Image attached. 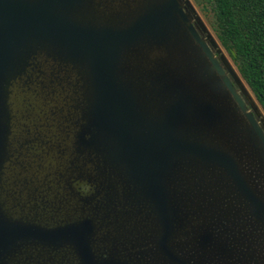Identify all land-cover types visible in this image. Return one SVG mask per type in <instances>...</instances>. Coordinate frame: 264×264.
Returning a JSON list of instances; mask_svg holds the SVG:
<instances>
[{
  "label": "water",
  "instance_id": "obj_1",
  "mask_svg": "<svg viewBox=\"0 0 264 264\" xmlns=\"http://www.w3.org/2000/svg\"><path fill=\"white\" fill-rule=\"evenodd\" d=\"M91 3L97 7H81ZM47 45L48 60H59L67 75L78 74L81 69L87 71L91 103L87 111L80 107L84 114L75 115V108L81 105L79 96L63 92L64 98L72 99L62 105V109L74 113L70 120L64 110L62 119H50L49 107L43 115H28L32 121L27 128L18 126L8 110V91L11 87L17 101L26 96L23 87L33 77L48 78L47 70L51 67L45 70L38 60L43 59L42 51ZM221 52L218 41L190 0H0V174L4 166L12 168L16 154L19 158L27 152L33 158V151L26 150V141L18 148L10 141L18 144L28 127L37 133L42 127L51 128L47 149L38 152L42 161L33 166L37 171V165H41L43 173L38 174L39 178L46 176L44 181H48L52 168L58 169L73 160L74 169L80 171L81 154L87 159L89 153L93 160H107L111 168L112 160L120 162L124 175L156 208L162 225V250L167 255H175L167 243L170 238L173 240L172 229L177 232L175 221L185 224V218L191 215L189 206L183 210V204L179 205L180 199L202 192L193 178L213 182L211 189L219 187L213 168L219 169L215 171L230 181L228 186L237 192L236 200L220 185V200L225 196L234 201V205L222 201L220 206L226 205L225 211L229 213L222 211L224 217L233 218L234 212L249 211L255 217L253 221L262 225L258 221L264 218L258 217H264V198L257 191L256 175L253 182L249 177L258 172L255 162L264 169V117L260 118L261 113L241 86V76ZM33 95L38 96L36 91ZM50 121L55 126L49 127ZM238 121L247 123L257 147H251L253 141L247 140L248 134L244 137L238 133ZM215 134L219 142L212 136ZM229 143H235L238 154L230 150ZM8 179L4 180L9 182ZM72 179L81 182L80 174ZM98 181L93 184L85 177V182L94 187L93 194ZM99 192H107L105 183ZM197 206L193 216L201 217L203 206ZM211 217L208 215L209 221ZM222 223V229L231 227L225 225V220ZM68 225L41 230L15 224L0 212V250L25 238L48 243L64 240L78 248L84 264H131L94 260L89 242L91 221L86 219L79 227ZM194 230H186L185 238L195 234L202 247L215 246L214 253L219 249L218 260L226 259L218 244L207 246L211 236L205 232L210 227L196 230L204 233ZM217 232L213 237L216 241L223 236L219 228ZM229 233L247 239V256L253 260L250 263L259 259L257 264H262L264 253L255 249L254 242L250 245V235L245 236L241 227H233ZM178 260L185 262L179 256Z\"/></svg>",
  "mask_w": 264,
  "mask_h": 264
},
{
  "label": "rangeland",
  "instance_id": "obj_2",
  "mask_svg": "<svg viewBox=\"0 0 264 264\" xmlns=\"http://www.w3.org/2000/svg\"><path fill=\"white\" fill-rule=\"evenodd\" d=\"M190 1L211 35L216 38L209 24L211 14L204 13L200 6L193 0ZM81 7L96 8L97 4L91 3L88 6L81 5ZM86 17L88 19L91 18V16ZM220 47L225 60L232 69L237 71L228 53L221 45ZM48 49L49 46L47 45V48L42 51L43 59L39 57L38 60L45 66V70L47 66L51 67L50 70H47L49 79L45 76H40L41 78L33 77L32 82L30 80L29 83L34 85L38 98L49 102L45 106L48 110L51 109L48 116L50 119H62L61 114L64 110L68 120H70V117L74 116V113L72 115L66 108L62 109V105L65 100L70 103L72 99L64 98L63 92L65 95L76 93L79 96L81 105L76 107L74 112L75 115L84 114L81 108L85 107L87 111L88 103H91L89 95L92 96L88 73L86 70L81 69V72L78 74L72 73V76L67 75L64 66L61 65L59 60H48L50 53ZM12 79L10 78L9 82H12ZM26 86L25 84L23 88ZM241 86L253 102L257 109L256 111L261 113L260 118H263L264 111L257 103L247 84L241 81ZM8 96H10L8 102H13L15 94L11 87L8 91ZM38 101L39 99L36 101V106H40ZM21 104L18 98L16 101L18 109ZM154 118L155 115H153ZM235 124L238 125V133L244 137L248 134L247 140L253 141L251 147H257V140L253 137V133L247 123L238 121ZM53 126L55 124L50 121L49 127ZM51 130V128L42 127L38 131L35 136L38 139V150L42 146L45 151L48 145L47 138L49 137V140L52 138V134H50ZM210 130L212 131V129ZM212 136L217 137L216 140L219 142L217 134ZM210 137L208 135L207 141L210 140ZM221 140V143L225 145L222 138ZM229 147L230 150L238 154V148L235 143H229ZM36 154L39 155L37 151ZM87 154L89 155V159H87L86 155L81 154L80 171L74 169L75 160L69 161L58 169L52 168L50 170L51 174H47L48 181H44L46 176L39 178L38 174L43 173V169H39L41 167L40 164L36 167L38 168L37 171L33 167L34 165H29L25 168L26 161L19 162L17 166L13 165L12 168L4 166L1 169L3 172L0 174V212L3 217L15 224L41 230L57 229L69 226L68 224L79 227L83 221L88 219L92 223V230L89 235L90 251L96 261L130 262L133 264H181L178 260L179 256L184 258L185 262H188H184V264H232L233 262L252 264L247 256V253H250L248 245L245 243L247 239L244 240L242 237L238 239L235 237L236 233L230 234L229 232L233 227H237V229L241 227L243 233L246 232L245 236H251L250 245L251 241L252 244L254 242L255 249L259 250L260 248V252L263 251L264 253L263 219L260 222L258 221L262 225H258L253 221L255 217L251 216L249 211H242L243 213L241 212V214L234 212L233 218L229 215L230 218L224 217L223 214L226 212L224 206L226 205L220 206L222 201L225 203L231 201L233 205L234 201L229 200L225 196V200H220L222 196L220 185L226 192L230 193L233 199L237 200L238 198L237 192L228 186L229 184L231 185V182L215 171H219V169H212L217 180L215 182L220 183L219 187L214 186L211 189L213 182L199 181L193 178L192 182L198 184L202 188V192H196L197 195H194L192 198L186 195L185 198L182 197L180 199L179 205L183 204V210L189 206L188 211L191 215L185 218V224L175 221L174 228L177 229V232L175 229L171 231L173 233V240L170 238L172 245H170V242H167L175 254L174 256H170L162 250V225L159 223L156 208L145 197H142L141 189L139 190L138 186L129 181V178L124 175L125 170L123 169V165L120 162L116 163L112 160L111 168L107 160H93L92 156L89 153ZM253 165H257L258 172L252 176L253 178L249 177V181L253 182L256 175L257 191L264 198V169L260 168L261 164L258 162H255ZM46 170L45 168L44 171ZM78 174H80L81 179H85L86 177L93 184L94 180H99L92 197H79L77 189L74 187V178L72 179V176ZM6 178L11 179L9 182H6L4 180ZM258 179H261L262 182L261 180L258 181ZM99 182L102 185L103 183L106 184V193L100 194L99 189L101 184ZM180 194L181 192L179 191V196ZM193 199L196 200L197 205L203 206L199 214L201 217L193 216V213H196L198 209L195 201L191 203ZM174 202L176 204V200ZM226 214L229 213L226 212ZM208 215L212 216L210 221ZM222 220H225V225L231 224V227L227 230L220 228V225L224 224ZM231 221L233 224H238L239 226L233 225ZM208 222L213 223L215 226H209ZM199 226L202 229L210 227V230L205 232L211 236L210 241L206 244L207 246L211 243L218 244L222 257L226 259L218 260L220 259L219 249L214 253L215 246H212L213 248L202 247L195 238V234L193 236L189 234L190 236L185 238L186 230L191 233L192 229H195V233H204V231L196 232V230L200 229ZM218 228L220 229V233L221 231L223 232V236H219L216 241L213 237L215 233L218 234ZM253 235L256 237L252 238ZM13 244L12 251L7 255L6 264H84L83 257L78 248L73 243L64 240L48 243L47 241L34 238H25ZM260 260L264 264V256ZM253 263H259V259H255Z\"/></svg>",
  "mask_w": 264,
  "mask_h": 264
},
{
  "label": "trees",
  "instance_id": "obj_3",
  "mask_svg": "<svg viewBox=\"0 0 264 264\" xmlns=\"http://www.w3.org/2000/svg\"><path fill=\"white\" fill-rule=\"evenodd\" d=\"M264 111V0H193Z\"/></svg>",
  "mask_w": 264,
  "mask_h": 264
},
{
  "label": "flooded vegetation",
  "instance_id": "obj_4",
  "mask_svg": "<svg viewBox=\"0 0 264 264\" xmlns=\"http://www.w3.org/2000/svg\"><path fill=\"white\" fill-rule=\"evenodd\" d=\"M88 6V5H87ZM204 13H208V10H204L203 11ZM45 46V44H44ZM27 86L25 87V91H26V96L24 98H21L20 99V103L21 106L20 108L18 109L17 106H16V99L13 100V102H7L8 103V110L11 111V114L14 115L15 118H13L12 122H17V125L20 126V125H26V128L28 125L31 124V121H32V118L30 120V118H28V115H32L33 116V113L34 112H41L42 115L45 114V112H47L48 108L45 106L46 103H49V102H45L43 101L41 98H38L37 96H31L32 93L30 92H34V85H32L31 83L29 84H26ZM39 99V105L40 106H36V101ZM12 103L14 105H12ZM23 112V113H22ZM21 113V115H19ZM23 116V118H22ZM36 119V118H35ZM15 131H19L18 128H14ZM20 132V131H19ZM24 133H25V137L21 139L19 138H16V140L18 141L19 139V143L18 144H15L14 140L10 141L12 143V146L13 147H16L18 148V146L22 144V142L26 141V150L27 151H30L32 152L33 151V158H32V155L31 154H28L27 152H25L23 155H19V158H18V154H16L17 158L14 160H12L13 162V165H16L19 163V162H24L26 161V164H25V168L29 165H34L35 163H39L41 162L42 160L40 159V155L38 154H34V152L37 151L38 152H42L44 151V147H40L39 150L37 149L38 147V139L37 137H35L37 135V130H34L32 128H29L24 130ZM47 141H48V138H47ZM48 146V145H47ZM47 149V147H46ZM45 149V150H46ZM16 162V163H14ZM11 178H9L8 180L10 181ZM15 185V184H13ZM74 187L77 189V193L79 194L80 197H90L92 194H93V188L92 187V184L91 183H87L85 182V179H81V182H74ZM16 242V241H15ZM14 246V244H11L10 247L7 249V250H0V264H6V259H7V255L12 251V247ZM248 259L251 261L252 260V256H248ZM253 261V260H252ZM133 264V263H131Z\"/></svg>",
  "mask_w": 264,
  "mask_h": 264
}]
</instances>
